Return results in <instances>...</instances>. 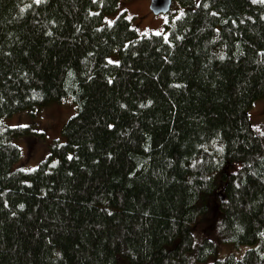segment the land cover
<instances>
[{"label": "trees", "instance_id": "1", "mask_svg": "<svg viewBox=\"0 0 264 264\" xmlns=\"http://www.w3.org/2000/svg\"><path fill=\"white\" fill-rule=\"evenodd\" d=\"M178 1L140 36L119 0H0V264H264V0ZM65 98L16 170L3 119Z\"/></svg>", "mask_w": 264, "mask_h": 264}, {"label": "rangeland", "instance_id": "2", "mask_svg": "<svg viewBox=\"0 0 264 264\" xmlns=\"http://www.w3.org/2000/svg\"><path fill=\"white\" fill-rule=\"evenodd\" d=\"M33 2L40 0H32ZM151 0H119L117 12L105 17V21H112L123 12L131 21L133 29L140 36L166 34L165 25L170 17L177 18L182 15L185 9L180 5L178 0H173L171 10L166 14H154L150 10ZM118 60V56L114 55L109 58L110 62ZM63 99V98H62ZM67 100V101H65ZM76 105L70 98L61 101H51L39 109H30L22 111L13 116L3 119L4 127H22L25 129L21 137L12 138L11 142L17 145L21 150L20 160L14 164L16 170L33 171L39 164L50 154L52 142L55 139L63 141L61 129L67 120L76 114ZM249 116L252 124L259 123L264 117V97L255 101L249 109ZM2 127V128H4ZM218 213H211L206 218V225L215 226ZM205 229L194 230L196 238L198 233ZM215 237H218L216 234ZM216 242H219L215 239ZM244 249L241 251L243 252ZM231 246L226 245L221 254H225ZM230 251V250H229ZM240 252V251H238Z\"/></svg>", "mask_w": 264, "mask_h": 264}, {"label": "water", "instance_id": "3", "mask_svg": "<svg viewBox=\"0 0 264 264\" xmlns=\"http://www.w3.org/2000/svg\"><path fill=\"white\" fill-rule=\"evenodd\" d=\"M172 3L173 0H151L150 10H152L154 14H166L171 10Z\"/></svg>", "mask_w": 264, "mask_h": 264}]
</instances>
